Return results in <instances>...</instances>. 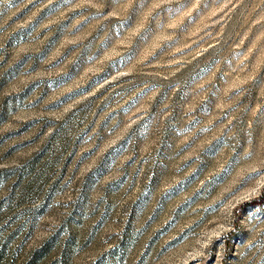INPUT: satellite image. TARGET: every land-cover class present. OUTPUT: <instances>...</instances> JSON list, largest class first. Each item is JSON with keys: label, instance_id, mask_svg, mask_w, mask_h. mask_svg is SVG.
Here are the masks:
<instances>
[{"label": "rangeland", "instance_id": "rangeland-1", "mask_svg": "<svg viewBox=\"0 0 264 264\" xmlns=\"http://www.w3.org/2000/svg\"><path fill=\"white\" fill-rule=\"evenodd\" d=\"M0 264H264V0H0Z\"/></svg>", "mask_w": 264, "mask_h": 264}]
</instances>
